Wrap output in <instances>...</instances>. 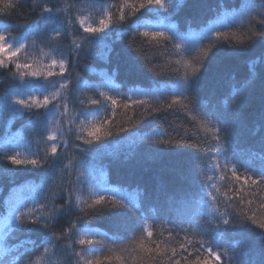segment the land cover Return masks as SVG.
<instances>
[{"label": "trees", "instance_id": "16d2710c", "mask_svg": "<svg viewBox=\"0 0 264 264\" xmlns=\"http://www.w3.org/2000/svg\"><path fill=\"white\" fill-rule=\"evenodd\" d=\"M261 2L262 0H256L255 6L258 7ZM9 3L16 7H6ZM122 3L124 0H0V32L14 41L24 39L35 41L58 58H61V54L67 56L70 61L68 108L71 118L77 113L96 109L94 115L99 121L105 119L110 121L108 127L113 134L91 146L76 138L83 117H78L75 124L68 126L72 128L71 132L66 131L69 148L60 166L72 159L73 174L64 179L66 181L71 179L75 183L78 170L82 169L86 173L94 170L93 185L101 179L102 172L104 174L102 179L110 187L125 190L133 196L137 192L141 193L138 215L147 218L146 224L152 228L154 239L162 248L177 247L178 252H183L178 244L184 241L185 233L180 229L189 228L188 237L198 240L199 231L208 230L211 227L210 220L216 216L215 213L211 216L208 214L211 205L200 208L193 206L180 217V220L184 221L180 223L176 212L182 200L199 198L203 173L213 175V170L207 167L206 161L214 155L215 147L212 146V151L205 155L204 152L191 148L139 145L131 142L130 134L139 137L151 134L155 128L157 131H167L172 136H175L176 132H180L181 135L187 132L191 142H196L198 137L204 138L205 134L197 129L194 122L178 106L152 116L144 115L145 108L151 111L152 108L170 102L172 98L162 96L161 100L157 101L151 95L153 91L172 85L176 82L177 76L184 73L183 67L175 63L168 64V61L191 59L195 53L192 56L185 53L181 57L170 44L165 47L167 42L159 45L155 42L149 44L145 43L142 37H137L133 45L130 33L135 31L134 22L144 20L153 24L160 22L176 25L182 33L187 32L189 26L193 31L199 32L200 29L216 23L221 31L241 34L247 33L249 26L241 27L236 24L230 28L224 27L232 24L231 12L235 10L238 0H184L181 8L175 12L150 11L142 16L138 13L139 21L137 16H133L124 22H115ZM109 4L116 7L110 9L113 12L114 23L105 38L102 41L85 42L78 58L74 54L69 55L73 47L71 43L73 37L82 33L79 18L91 15L98 22L102 15L101 5ZM41 5L59 7L64 9V12L59 15L56 13L41 15ZM68 5L72 7L69 8ZM225 10L229 18L219 15ZM128 11L125 9L126 15ZM49 17L55 19V22ZM66 19L73 21L67 28L70 35L52 38L54 36L52 30L60 28ZM203 43L207 46L209 41L205 40ZM97 44L99 47L89 51ZM104 45H108L111 51L105 49ZM137 48L142 50L143 55L136 51ZM213 51L216 53L215 57L205 61L204 67L198 73V79L186 93L190 100L189 107L196 113H215L221 118V126L228 132L226 153L228 160L237 165L240 175H252L264 167V118L261 115L264 112V43L256 41L252 44L232 46L221 42ZM129 53L136 58L137 71H129ZM72 60L76 61L75 66L71 63ZM176 68L180 69L179 72L172 71ZM157 72L162 74L157 75ZM14 74L12 67L0 68V124L3 125V128H0V154L19 153L20 158L25 156L31 158L33 154L39 152L42 156L46 147L43 141L47 136L43 124L45 110L34 109L32 114L25 113L22 118L19 117L9 123L5 104L7 95L18 80ZM85 83L89 87H84ZM97 87L117 99L114 113L111 102H104V98L98 95ZM134 88L150 94L147 105L133 104L122 95L130 93ZM236 90H239V96H234ZM136 98L145 97H133ZM90 99L101 100L105 106L91 105L88 103ZM125 103L129 105L127 108L124 107ZM37 113L40 114L39 118ZM88 119L92 120V116ZM120 128H127L128 132H121ZM81 135L86 136V133ZM73 145L91 148V152L82 154ZM224 162V157L221 156V165ZM3 163L8 164L12 171H0V221L7 215L5 200L17 202L16 198L23 196V202L27 201L28 207H31L33 200H43L45 194L38 188L32 190L41 184L45 169L25 168L11 165L7 161ZM214 182L219 199H223V194L228 193L232 195L234 201L238 200L239 197L234 194L235 189L243 187L240 195H243L246 201L249 199L254 201L251 205L253 210L259 204L260 198L264 197V184L256 187L251 186V182L248 185H243V181L233 183L230 171L226 176L217 171ZM80 187L81 199H87L89 196L87 186ZM56 203L59 205L63 201L58 198ZM216 207L219 212L224 211L223 204ZM118 219L121 221V227L115 226ZM188 221H191V224ZM73 222L76 223L77 229L87 226L107 233V239L98 238L92 245L87 246L96 249L94 253H85V258L91 260L93 264L97 258L102 264H121V261L116 259L117 256L122 257L124 264H170L166 257L161 256H157L153 262L148 254L139 250L141 237H146V233L141 230L139 219L127 212L117 217L109 211L90 213L87 216H81L78 211H74L68 216L59 217L48 229L5 232L0 240V244L9 250L3 258L5 264H14L16 257L25 251L27 254L19 259V264H30L37 257H40L39 264H69L67 256L69 250L65 247L68 240L55 241L49 245L50 252L43 256L41 243L52 232L60 235ZM197 226L198 232L193 233L191 228ZM249 228L253 230L249 231ZM169 230H172L171 237L168 234ZM262 235L264 233L254 225H247L243 228L227 229L223 232V241L220 242H240V252L234 264H262L264 240L258 238ZM72 239H79L75 230L72 232ZM33 247L35 251H32ZM74 247L79 251L82 246L77 244ZM188 251L192 252L191 246H188ZM106 257L109 259H105ZM194 258L195 252L188 257ZM80 264H84V261L82 260ZM181 264H184L183 260Z\"/></svg>", "mask_w": 264, "mask_h": 264}, {"label": "snow or ice", "instance_id": "6c2138e0", "mask_svg": "<svg viewBox=\"0 0 264 264\" xmlns=\"http://www.w3.org/2000/svg\"><path fill=\"white\" fill-rule=\"evenodd\" d=\"M184 0H124L119 6V14L115 18V22H124L130 17L137 16L139 13L141 16L145 12L159 11L162 10L164 13L175 12L181 8ZM256 0H238L237 6L234 11L231 12L232 24L224 25V27H232L233 25H244L249 26L247 33H233L224 32L217 27L216 23H212L205 28L200 29L199 32L192 30L191 26L187 32H181L177 29L176 25L165 24L157 22L156 24L151 23L148 20L142 22H134V32L130 33L132 36L133 45L137 37L144 38L145 43L151 44L155 42L157 45L165 43V47L170 44L173 49L176 50L177 54L181 57L185 53L192 56L191 59H177L175 61H168V64L175 63L180 65L184 69L183 75L177 76L176 82L172 85L164 86V88L153 91L151 94L157 101L161 100L162 96H171L170 102L161 104L160 107L152 108L149 111L145 108L144 115L152 116L161 111H168L176 108L177 106L185 113L187 117L194 122L195 126L199 131H202L205 136L203 139L197 138L196 142H191L188 137V133L184 132L181 135L180 132H176L175 136H172L169 132L157 129H152L151 134H143L139 137H135L134 134H130L132 137L131 142L139 145H164L170 148H191L197 151H202L207 155L212 151V146L215 147L214 155L210 156L206 161L207 167L213 170V175H208L207 172L203 173L201 183V193L198 199H184L180 202V207L176 209L177 218L195 206L196 208L206 207L211 205L209 208V215L213 213L216 216L210 220L211 227L206 230H200V238L193 240L188 237L189 228H182L180 231L185 233L184 241L178 244L183 252H178L177 247H161L160 243L154 239V232L151 227L146 224V217L138 215L140 212V199L142 194L137 192L135 196L131 193L119 189L110 187L103 179V173L101 172V179L95 182L94 170H90L87 173L85 171L78 170L76 172V182L73 183L71 179L67 181L65 177H71L73 174V160L69 159L67 163L62 166L63 157L67 156V150L69 148L68 142L64 137L67 135L60 127L59 121L56 119L57 116L64 117L68 116V104H67V90L70 84V80L66 78L65 73L68 71V64L70 63L69 58L61 54L59 60L53 58L46 70H33L30 72H22L21 76L30 75L37 79H43L44 83L40 84L39 92L40 96L32 95L31 93L23 96L20 93H13L15 98H10L5 104V108L9 113L10 117L15 118L17 116L23 117L25 113L32 114L34 107L44 108V130L48 133L44 138L45 148L43 155L39 152L32 155L31 158L25 156L20 158L19 153L15 155L0 154V171H12L8 167V164L3 163L9 162L11 165L23 166L25 168L30 167L31 169H45L44 179L41 184L35 186L32 190L37 188L44 191L43 200H33L32 206L28 207V202L16 203L14 201L5 200L4 203L7 206V215L3 217V221L0 222V231H33L40 229L50 228L59 217L68 216L74 211H78L81 216H87L90 213H98L101 211L113 212L117 217L122 216L123 212L129 213L131 216L141 221V230L146 233V237H141L138 244V248L141 252L148 254L150 259L155 262L157 256L161 258L166 257L170 264H181L183 260L184 264H234L235 258L240 252V242L235 243H221L223 241V232L229 228L238 229L243 228L247 225H254L255 228L259 229L261 233H264V197L260 198V202L256 209L253 210L251 205L254 203L252 199L245 200L240 192L243 191V187L235 189L239 199L233 200L232 195L228 193L223 194V199H219L215 184V173L218 171L223 173L225 176L229 173L232 177L233 183H239L243 181V185H248L251 182V186L259 187L264 184V167L255 171L252 175H240L238 173L237 165L229 161L227 158V136L228 132L225 128H222L220 123V117H217L215 113H196L193 108L189 107L190 100L186 93L190 89L191 85L198 79V73L202 67H204L205 61H210L212 57H215L216 53L213 51L216 45L223 42L228 45L235 46L252 44L256 41L264 43V0L257 7ZM6 7L14 8L16 5L7 4ZM69 8L72 5H68ZM116 5H101V17L97 20L91 15L82 16L79 18V26L82 29V33L79 36H74L71 43L72 49L69 55L74 54L77 58L80 55V50L85 42L91 43L93 40L102 41L108 34L111 25L114 23L113 12L110 10L115 8ZM41 15L45 13H56L62 14L64 9L59 7H48L41 5ZM125 9H128L127 15ZM143 10V11H142ZM219 15L223 18H229L227 10L220 13ZM55 22V19L49 17ZM139 21V16H137ZM71 19H66L60 28L53 29L54 36L52 38H59L61 36L70 35L67 28L69 24H72ZM104 34V35H101ZM208 40L207 46H204V41ZM35 43V41H32ZM27 47V41H16L15 45L8 43L5 36L0 33V68H5L7 63H14L16 69H31L32 65L25 62H19V53ZM99 44L90 48L89 51H94ZM105 49L110 52L111 49L108 45H104ZM137 52L143 55L141 49L137 48ZM7 62V63H6ZM71 63L75 66L76 61L72 60ZM129 71H137L138 66L136 64V58L129 53ZM179 68L173 69L172 71L179 72ZM157 75L162 73L157 72ZM56 76L57 80L51 81L48 78ZM111 83V81H109ZM84 87H89L86 83ZM95 87V86H93ZM98 95L104 98V102L110 101L113 113L117 106V99L109 96L106 92L100 91L96 88ZM118 90V89H117ZM128 100H131L133 104L147 105L149 93L142 89L134 88L130 93L122 94ZM42 96V99H41ZM145 97L144 99L133 97ZM234 96H239V90L234 92ZM104 102L98 99H90L88 103L91 105H101L104 107ZM242 102V98H241ZM83 104L84 101L82 100ZM51 105V107H49ZM129 105L124 104L127 108ZM96 109L77 113L69 120V124H75L78 117H83L80 120L78 126V134L76 138L82 139L85 145H93L102 142L106 137L113 134L111 128L108 127L109 120L99 121L94 115ZM107 111V107H105ZM39 118V113L36 114ZM262 118H264V112H262ZM92 116V120L88 117ZM51 117V118H49ZM0 128L3 125L0 124ZM68 132L72 131L69 127ZM121 132H128L127 128H120ZM81 133H86L81 135ZM102 146V144H101ZM78 148L82 154L90 153L91 148H83L79 145H73ZM63 148L64 153L58 152V149ZM224 157V164L221 165L220 158ZM235 157V154H233ZM80 185H86L89 191L87 199H81L82 188ZM45 187L47 190H45ZM63 201L61 204H57V199ZM218 204L224 205V211L219 212L217 209ZM244 205V207H241ZM122 210V211H121ZM218 217V218H217ZM180 220V223H183ZM191 224V221H188ZM116 227H121V221L118 219L115 223ZM75 230L79 239H72V232ZM253 229L249 228V231ZM193 233L198 232V226L191 228ZM169 236H172V230H169ZM163 235V233H160ZM179 235V232H177ZM100 239H107V233L93 230L87 226L82 229H77L76 223L70 224L69 228L57 235L55 232L50 235L41 243L43 248V255H47L50 252L49 245H52L55 241L66 239L69 242L65 247L69 250L67 252L69 264H80L83 260L84 264H93L91 260L85 258V253H94L96 251L93 247H87L92 245L94 241ZM264 240V235L258 237ZM147 241V242H145ZM34 244L35 242L29 241ZM134 243V241H133ZM82 246L79 251L75 249V245ZM154 245L155 247H152ZM188 246L192 247V252L188 251ZM33 247L32 251H35ZM203 250V251H202ZM8 249L0 244V264H5L4 256L7 255ZM111 251V250H110ZM195 252L194 259H188ZM187 253V255H185ZM27 251L16 257L14 264H19V259L26 255ZM179 257V258H177ZM105 259H109L106 257ZM117 260L124 264L122 257L117 256ZM40 257H37L35 261H31L30 264H39ZM95 264H102V261L97 258ZM264 264V262H262Z\"/></svg>", "mask_w": 264, "mask_h": 264}, {"label": "rangeland", "instance_id": "374dc122", "mask_svg": "<svg viewBox=\"0 0 264 264\" xmlns=\"http://www.w3.org/2000/svg\"><path fill=\"white\" fill-rule=\"evenodd\" d=\"M0 33H2L5 36L6 41L8 43L15 45L16 41L8 38L5 33L3 32H0ZM19 41H27V47L24 50H22L21 53H19V62L20 63L27 62L32 65V68L31 69H16L14 63L6 62L7 66L5 68L12 67L15 72L14 76L18 79L14 83V87L10 90L9 94L7 95L6 102L10 98H15L13 96V93L23 94L21 98H23V96H26L29 93H31L32 95L40 96L39 87H40V84L44 83L43 79H37V78L31 77L30 75L21 76L20 73L30 72L33 70H46L47 65L50 64L53 58L57 60L60 59L56 57L53 53H51L48 49L39 45L36 42L33 43L32 40L30 39H24V40H19ZM69 74L70 72H69V66H68V71L65 73V76L66 78L70 80ZM48 79L51 81H55L58 79V77L53 76V77H49ZM66 95L68 97V90H67ZM41 99H42V96H41ZM67 104H68V99H67ZM49 107H51V105H49ZM34 109H40V108L34 107L33 110ZM41 109L45 110L44 108H41ZM8 118H9V123H11L13 122L14 119L19 118V116L12 118L10 117L8 113ZM56 119L59 121L61 129L66 132L68 126L70 125L69 120L71 119L69 108H68V116H64V117L57 116ZM44 132L48 134L45 130ZM64 139L67 140V137L65 136ZM58 151L61 153H64L63 148L58 149ZM23 199H24L23 196L16 198L17 200L16 203H22ZM2 221L3 219L0 222ZM4 234H5L4 231H0V240Z\"/></svg>", "mask_w": 264, "mask_h": 264}]
</instances>
